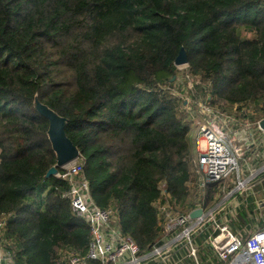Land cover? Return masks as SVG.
Wrapping results in <instances>:
<instances>
[{
    "label": "trees",
    "instance_id": "1",
    "mask_svg": "<svg viewBox=\"0 0 264 264\" xmlns=\"http://www.w3.org/2000/svg\"><path fill=\"white\" fill-rule=\"evenodd\" d=\"M181 47L220 106L264 105L263 0H0V218L16 264L89 243L68 183L45 176L56 157L35 96L67 119L95 203L140 249L157 242L160 183L179 203L189 190L191 126L165 89Z\"/></svg>",
    "mask_w": 264,
    "mask_h": 264
},
{
    "label": "built area",
    "instance_id": "2",
    "mask_svg": "<svg viewBox=\"0 0 264 264\" xmlns=\"http://www.w3.org/2000/svg\"><path fill=\"white\" fill-rule=\"evenodd\" d=\"M206 105L201 106L196 163L187 181V187H195L194 203L181 210L166 187L159 185L160 196L153 205L160 233L147 249H140L121 230L115 206L102 208L95 203L80 154L57 171L55 176L68 183L64 195L72 211L83 218L90 232L86 252L60 248L59 264H264V228L243 235L229 225L232 211H227L228 217L222 214L224 200L254 185L251 178L255 172L249 170L253 168L246 163L243 149L252 144L264 148V129L259 126L260 119L238 117L237 108L236 114H230L222 107ZM224 188L229 191L217 200L216 194ZM208 191L213 192L212 197ZM197 209L201 213L191 216ZM2 226L0 220V230ZM0 264L16 262L11 253L0 249Z\"/></svg>",
    "mask_w": 264,
    "mask_h": 264
},
{
    "label": "crops",
    "instance_id": "3",
    "mask_svg": "<svg viewBox=\"0 0 264 264\" xmlns=\"http://www.w3.org/2000/svg\"><path fill=\"white\" fill-rule=\"evenodd\" d=\"M255 103L251 100L242 103H226L223 109L225 113L236 114L234 108H237L238 117L243 118V120L264 118L263 103L261 102L257 105ZM253 110L255 111L254 116H252ZM243 150L246 163L249 167L253 168H249V170L255 172L251 178L254 185L248 191L234 193L235 196L232 195L230 199L224 200L222 214L226 215L227 211H232V216H229L228 219L229 225L234 232L247 235L255 230L264 228V148L260 144H252L248 150L246 148ZM241 212L247 213L248 221L241 219L239 215Z\"/></svg>",
    "mask_w": 264,
    "mask_h": 264
},
{
    "label": "rangeland",
    "instance_id": "4",
    "mask_svg": "<svg viewBox=\"0 0 264 264\" xmlns=\"http://www.w3.org/2000/svg\"><path fill=\"white\" fill-rule=\"evenodd\" d=\"M264 1V0H263ZM249 35V34H248ZM177 70L175 73V79L176 81H171L173 84L171 85H165V89L169 92L171 96H174L177 100V103L179 105L180 110H182L183 114H185L186 120L190 123L191 129H190V136L193 139V155L191 157H187L189 168L192 171V169L195 167L194 163H196V157H197V151L195 148V136L198 131L197 124H199V121L201 119V106H207L206 104H212L214 106H217L221 109L225 108L223 106H220L218 102L216 101V97L211 94V88L209 84V81L206 79H202L199 74H192L187 64H180L177 65ZM216 99V100H215ZM203 108V107H202ZM224 110V109H223ZM254 110L253 115L254 116ZM192 159V160H191ZM194 166V167H193ZM194 184V183H193ZM160 186L162 189L165 186V183H160ZM194 185L190 188L188 187V196L184 203L179 204V208L181 210H186L189 207H191L194 203L192 199L196 198V193L194 189ZM41 191L43 188L40 189ZM47 189L44 191L42 195L45 194ZM229 191L228 188H224L223 190H219L216 194V197H218L217 200H220L227 192ZM1 217V216H0ZM7 216H4L1 218V222H3V226H5V222L7 219ZM2 226V227H3ZM4 229L0 230V249H2L5 252H9L12 254V251H10L8 246L14 247V243H12L11 240L5 238L3 236ZM62 255V254H61Z\"/></svg>",
    "mask_w": 264,
    "mask_h": 264
},
{
    "label": "water",
    "instance_id": "5",
    "mask_svg": "<svg viewBox=\"0 0 264 264\" xmlns=\"http://www.w3.org/2000/svg\"><path fill=\"white\" fill-rule=\"evenodd\" d=\"M187 62L188 58L186 51L181 47L174 60V64L177 66L180 64H187ZM174 78L175 77H173L172 80ZM34 108L48 120L47 136L56 157L55 165L51 166L45 175L46 177H49L50 175H55L57 173L58 167H62L76 158L80 154V151L66 135L65 126L67 119L65 117L59 115L50 107L41 103L37 96L34 97ZM259 126L264 129V118L259 120ZM201 211V209H197L191 212V216H197Z\"/></svg>",
    "mask_w": 264,
    "mask_h": 264
}]
</instances>
